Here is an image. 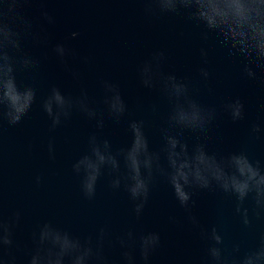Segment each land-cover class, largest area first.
<instances>
[{"label": "water", "instance_id": "water-1", "mask_svg": "<svg viewBox=\"0 0 264 264\" xmlns=\"http://www.w3.org/2000/svg\"><path fill=\"white\" fill-rule=\"evenodd\" d=\"M143 8L141 0H31L23 6L24 15L32 20L40 37L39 42L25 39L23 52L36 58L39 66L19 72L17 81L33 86L37 101L18 125L9 127L5 123L0 135V208L5 218L20 213L10 249L17 264H26L32 249L31 233L45 222L82 239H95L101 228L112 237L129 230L136 234L158 232L161 247L153 254L151 264H200L206 247L201 230L215 227L224 246L231 250L238 244L241 254L257 247L264 235V215L256 219L251 204H246L251 224L244 227L234 211L235 202L220 192H197L193 196L192 213L198 219L194 227L163 179L156 183L139 219L123 187L118 191L109 188L107 173L97 182L92 200L81 194L80 178L72 172V165L86 154L90 135L107 139L113 151L127 148L131 141L128 122L142 120L150 149L160 148V129L166 126L170 105L157 89L144 88L138 75L139 67L157 51H163L166 57L160 71L188 82L194 97L205 106L219 112L223 103L236 97L244 103L242 121L234 124L221 113L200 142L220 154L245 150L250 159L264 164V84L260 83L264 72L256 70L257 81L243 78L242 58L229 56L213 35L205 41L202 29L183 16L150 17ZM42 9L54 17V24L40 18ZM72 32L79 33L76 39H68ZM58 43L72 50L65 58L67 67L52 52ZM201 48L207 52L206 65L200 57ZM201 67L210 73L206 82L199 75ZM73 72L79 74L78 78H73ZM103 81L118 85L127 106L119 123L105 115V126L98 131L95 121L73 112L49 131L50 121L40 104L53 86L73 97L84 90L91 106L104 111ZM254 122L261 126L258 137L250 134ZM186 139L189 145L195 142L187 134ZM50 141L54 159L48 154ZM109 255L117 260L118 249Z\"/></svg>", "mask_w": 264, "mask_h": 264}, {"label": "clouds", "instance_id": "clouds-1", "mask_svg": "<svg viewBox=\"0 0 264 264\" xmlns=\"http://www.w3.org/2000/svg\"><path fill=\"white\" fill-rule=\"evenodd\" d=\"M31 0H0V135L4 124L18 125L37 101L36 89L17 81L19 72L38 68L39 61L25 54L22 42L31 38L39 42V34L33 29V22L22 9ZM145 15L183 16L187 21L201 28V38L208 40L213 35L218 45L226 49L229 56L242 58V76L257 81V71L264 72V0H141ZM40 18L48 25L55 23L46 10L40 11ZM78 32H72L68 39H76ZM55 57L67 67L65 58L72 54L64 43L52 48ZM202 62L207 64V52L200 49ZM163 51L154 52L138 69L140 84L149 90L157 89L166 97L170 111L166 126L160 129L162 144L158 150H151L142 120H130L127 129L131 141L127 148L113 151L110 142L96 134L88 138V150L72 165V172L80 178V191L87 200L96 195L97 182L107 173L109 188L118 191L123 187L132 202V211L139 219L147 205L150 194L158 180L163 179L171 189L177 204L186 213L187 220L194 227L198 219L192 213L195 206L193 196L197 192H220L235 202V213L244 227H249L250 203L252 215L260 219L264 215V164L250 159L245 150L220 154L209 151L202 138H206L218 115H226L232 123L245 118V106L239 97L223 103L220 111L200 103L193 95L188 82L174 74L160 71L165 61ZM85 62L86 58H85ZM78 78V73H72ZM205 82L210 73L205 67L199 69ZM264 84V80L260 81ZM104 111L91 106L87 92L71 96L53 86L40 106L50 121L49 131H54L78 112L89 121H95L96 129L105 126V115L116 123L124 117L127 106L118 85L103 81ZM261 126L250 125V134L258 137ZM187 136L194 138L189 145ZM50 159H54V146L48 144ZM121 166L124 171L121 172ZM40 183V177L36 178ZM176 223L174 218H169ZM20 221V213L14 212L5 218L0 208V264H17V258L10 249L14 246V228ZM201 240L206 242L200 264H264V235L252 250L241 254L238 244L231 250L224 246V240L215 227L200 231ZM32 249L26 264H151V258L161 247L158 232L141 234L129 230L112 237L101 228L95 239L81 238L66 230L45 222L31 233ZM118 249V259L113 260L109 252ZM138 254V255H137Z\"/></svg>", "mask_w": 264, "mask_h": 264}]
</instances>
